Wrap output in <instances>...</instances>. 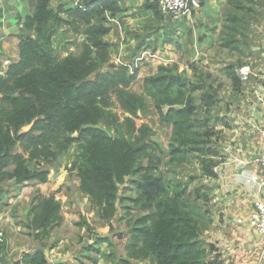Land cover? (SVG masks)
Masks as SVG:
<instances>
[{
  "label": "trees",
  "instance_id": "obj_1",
  "mask_svg": "<svg viewBox=\"0 0 264 264\" xmlns=\"http://www.w3.org/2000/svg\"><path fill=\"white\" fill-rule=\"evenodd\" d=\"M53 1L28 0L32 14L19 17L23 25L19 59L0 75V187L11 180L17 184L47 183L49 172L42 170L43 165L74 149L68 171L77 173L81 191L89 195L102 220L117 215L122 187L135 191L134 198L121 203L129 201L143 215L133 222L125 259L119 264L148 259L155 264H205L200 210L183 201L185 190H174L157 174L163 153L151 140L152 129L135 123L148 109L144 96L129 91L138 66L112 65L104 70L112 48L104 37L110 30L92 21H104L105 12L121 11L119 0L77 3L62 12L64 19L51 7ZM149 1L145 2L147 11L163 16L157 0L156 5ZM1 18L0 9V27ZM80 23L87 26L81 52L60 58L53 43L56 31L65 26L79 32ZM188 81L176 68H160L156 76L145 80L160 120L172 125L179 142L195 128L193 109L186 99ZM114 99L125 115L127 128L126 134L119 136L109 133L118 122L112 112ZM17 146L22 152L13 154ZM179 153L172 148V156ZM216 166L205 167L203 172L217 178ZM60 213L58 201L38 195L31 210V229L58 226ZM24 262L47 264L41 254Z\"/></svg>",
  "mask_w": 264,
  "mask_h": 264
},
{
  "label": "rangeland",
  "instance_id": "obj_2",
  "mask_svg": "<svg viewBox=\"0 0 264 264\" xmlns=\"http://www.w3.org/2000/svg\"><path fill=\"white\" fill-rule=\"evenodd\" d=\"M146 1L119 0L121 11L115 14L105 12L107 17L104 21L94 19L92 23L110 30L104 37L105 42L112 47L110 61L104 66V70L115 65L118 58L123 64H130L132 69L138 66L137 79L129 91L144 96L148 109L140 114L139 119H135V123L138 127L144 124L149 126L154 133L151 140L161 150L164 149L157 174L167 183L170 182L169 187L174 190H185L183 201L192 206L196 201L194 198L198 197L197 191L200 192L199 197H202L208 189L207 185L198 186L205 176L209 177L203 172V168L218 166L225 161V157L218 151L221 147L219 145L224 144L221 140L228 134L227 126L229 127L223 114L229 110V104H240L236 98L242 94L243 83L253 73L259 74L254 61L260 62L261 54H264V0H200V8L180 21H172L168 16L163 15V18L160 14L157 16L147 11ZM88 2L90 0H54L51 7L60 11V18L64 19L66 15L62 12L67 8L76 6V3L84 5ZM148 3L156 5V0ZM79 28V32H76L70 27L62 26L56 31L53 43L60 58L81 52L87 26L80 23ZM145 41L149 43H143ZM145 47L155 51L154 54L160 58L172 53L174 61L160 64L151 62L158 60L153 57L151 61H138L140 52ZM167 48L170 49L167 51ZM160 68H176L180 74L185 73L189 77L190 90L187 91L186 99L193 109L191 120L195 128L187 134L184 142L176 140L172 125L160 120L154 106L155 101L148 95L145 87V80L156 76ZM262 74L258 84L264 87V72ZM261 103L264 104L262 101ZM163 110L167 111V107H163ZM112 112L118 122L115 128L109 129V133L116 136L126 134L127 128L123 123L125 115L115 99ZM172 148L179 149L180 153L172 156ZM74 154L75 150L72 149L50 164L56 162L68 171ZM31 167L34 168L35 163ZM134 197L135 191H129L127 185L121 188L117 201L119 212L116 225L123 233L117 235L119 239L126 232L125 225L129 226L134 220L130 216L143 215L129 201L121 203V200ZM197 205L201 208L203 204ZM111 240L108 238L110 243L113 242ZM110 243L108 242L110 248L104 251L100 249L96 253L94 264L100 258L108 259L112 264H119L121 259H125L126 244L122 250V243L115 240L112 245ZM133 264L155 263L148 259Z\"/></svg>",
  "mask_w": 264,
  "mask_h": 264
},
{
  "label": "crops",
  "instance_id": "obj_3",
  "mask_svg": "<svg viewBox=\"0 0 264 264\" xmlns=\"http://www.w3.org/2000/svg\"><path fill=\"white\" fill-rule=\"evenodd\" d=\"M0 9V75H4L19 59V35L23 30L19 17L25 19L31 15L32 8L28 0H0ZM146 48L140 56L144 52L155 53ZM173 61V54L168 53L151 62L166 64ZM5 62L9 64L5 65ZM260 62H264V54H261ZM260 62L254 61L259 74L253 73L241 87L242 94L236 98L240 104H229V110L223 114L229 127L228 134L221 140L224 144L218 149L225 157V161L215 168L218 177L205 176L198 186L207 185L206 194L199 197L197 191L196 201L192 199L195 202L192 206L200 210L205 264H258L264 248L263 235L254 232L247 224L238 223L239 219H247L255 200L264 203V187L259 186L263 171L258 164L264 135V104L261 103H264V87L258 84L263 76L264 63ZM161 151L165 153L164 149ZM12 153H21V149L14 147ZM42 170L49 172V181L45 184L38 181L17 184L11 180L0 187V231L7 236L2 264H26V258L37 254H41L47 264H94L96 253L110 248L108 238L113 239L111 245L114 240L122 243L123 250L133 222L142 215L130 216L134 220L129 226L125 225L126 232L119 239L117 235L122 230L119 231L116 225L118 216L112 220L100 218L89 195L81 191L76 172L70 173L56 162L46 164ZM38 195L53 197L61 204L62 222L58 226L40 231L31 229V210ZM198 203L203 204L202 209ZM96 264L112 263L100 258ZM261 264H264V258Z\"/></svg>",
  "mask_w": 264,
  "mask_h": 264
},
{
  "label": "built area",
  "instance_id": "obj_4",
  "mask_svg": "<svg viewBox=\"0 0 264 264\" xmlns=\"http://www.w3.org/2000/svg\"><path fill=\"white\" fill-rule=\"evenodd\" d=\"M77 4V3H76ZM157 5L160 12L164 16H168L172 21H180L182 18H187L192 15V13L200 8V0H157ZM159 59L157 54H152L149 52H144L138 59V61H143L147 58ZM8 65L9 62H5ZM121 59L118 58L116 65H122ZM258 164L262 168L263 174L259 181V186L264 187V135L261 143V153L258 159ZM238 223L240 225L247 224L254 232L264 236V203L257 199L253 202L250 213L247 219H239ZM7 245V236L4 232L0 231V264L4 248ZM264 258V248L262 249L258 264H261Z\"/></svg>",
  "mask_w": 264,
  "mask_h": 264
}]
</instances>
